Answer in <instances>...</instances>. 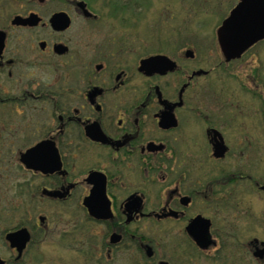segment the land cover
Instances as JSON below:
<instances>
[{
  "label": "flooded vegetation",
  "instance_id": "1",
  "mask_svg": "<svg viewBox=\"0 0 264 264\" xmlns=\"http://www.w3.org/2000/svg\"><path fill=\"white\" fill-rule=\"evenodd\" d=\"M91 4L0 0V171L19 204L0 209V264H25L28 254L42 264L47 234L64 251L97 254L96 264H199L225 247L216 228L226 220L213 202L224 213L228 190L198 175L200 156L218 165L232 157L219 124L224 111L229 124L228 101L206 82L213 70L196 64L199 51L179 28L159 46L139 48L128 29L98 43V29L87 37L86 24L107 21ZM260 42L228 61L218 38L222 63ZM238 153L239 173L221 172L224 182L247 178ZM95 190L106 197L93 198ZM60 206L73 213L70 228L49 234L63 223L53 210ZM200 229L208 239L199 242ZM22 230L29 241L20 250L9 236ZM247 249L264 260V241Z\"/></svg>",
  "mask_w": 264,
  "mask_h": 264
},
{
  "label": "rangeland",
  "instance_id": "2",
  "mask_svg": "<svg viewBox=\"0 0 264 264\" xmlns=\"http://www.w3.org/2000/svg\"><path fill=\"white\" fill-rule=\"evenodd\" d=\"M91 3L102 17L100 22L106 20L107 26L103 27L100 23L98 27L86 24L87 37L95 35L98 29L99 43L100 39L110 38L108 34L114 33L111 30L128 29L137 37L138 42L134 44L139 48L143 44L153 47L161 44L160 39L164 40L168 35L174 34V28H179L183 39L190 40L199 51L196 64L213 70L206 82L213 83L216 92L228 101L229 106L226 107L230 109L231 115L229 124L226 122L228 112L225 111L224 119L219 120V124L229 135L233 150L228 164H212L208 158H199L203 162L201 167L204 168L198 175L202 181L205 183L213 180L216 189L228 190L224 213H220L216 207L221 204L213 202L219 218L226 220L225 228L222 225L220 229L216 228V232L226 237L225 247L220 251L218 246L204 252L200 255L199 264H264V260L255 261L247 249L256 238L264 241V190L261 189L264 187V41L247 52L242 59L229 65L222 63L217 29L229 15V10L235 7L236 0H91ZM208 92L213 96L214 93L210 90ZM3 132L6 137L11 135L5 130ZM12 134L19 135L17 132ZM240 142L245 145L241 149L238 145ZM239 151L242 153L241 161L245 165L243 171L247 178L244 176L246 180L224 182L225 175L221 172L239 173L235 169ZM208 172L211 178L208 177ZM8 179L0 171V209L7 211L19 206L12 187L13 181ZM53 210L60 212L63 223L58 228L53 223L49 234L54 232L58 235L62 230L70 228L73 213L61 206ZM46 236L41 246H38L41 248L40 253L44 255H39L43 258L42 264H62L63 257L68 264H96L97 254L90 259L72 250L64 251L63 247L57 246L56 240L48 239V234ZM217 241L219 244L221 239ZM84 248L87 249L86 246ZM1 254L5 259L11 260V254ZM55 256L60 257L61 263L53 260ZM26 258L25 264H31V254Z\"/></svg>",
  "mask_w": 264,
  "mask_h": 264
},
{
  "label": "water",
  "instance_id": "3",
  "mask_svg": "<svg viewBox=\"0 0 264 264\" xmlns=\"http://www.w3.org/2000/svg\"><path fill=\"white\" fill-rule=\"evenodd\" d=\"M218 38L222 52L228 61L240 58L250 47L264 40V0H241L230 16L223 21L218 31ZM100 195L106 197L105 192L95 190L92 193V197L98 196V200ZM106 203L109 205L107 201ZM26 232L27 230H22L17 235L9 236L13 247H19L20 250L25 247L29 241ZM199 236V242L201 238L208 239L201 229ZM260 256H264V251Z\"/></svg>",
  "mask_w": 264,
  "mask_h": 264
}]
</instances>
